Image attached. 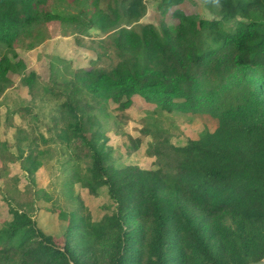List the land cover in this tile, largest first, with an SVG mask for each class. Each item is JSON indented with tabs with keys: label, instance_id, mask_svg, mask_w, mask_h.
I'll use <instances>...</instances> for the list:
<instances>
[{
	"label": "trees",
	"instance_id": "obj_1",
	"mask_svg": "<svg viewBox=\"0 0 264 264\" xmlns=\"http://www.w3.org/2000/svg\"><path fill=\"white\" fill-rule=\"evenodd\" d=\"M145 1L116 0L110 14L88 23V29L106 32L107 22L114 30L98 46L103 54L98 53L97 63L106 57L108 64L90 66L43 93L57 101L50 132L61 145L79 146L75 158L86 164L82 172H73L72 182L93 196L105 187L115 204L114 224L107 216L71 221L61 249L27 210L5 197L11 219L0 226V264H251L264 259V0H207L215 16L211 20L176 9L175 26L144 24L130 35L117 29L139 22ZM184 1L158 0L157 10L165 16ZM54 20L64 19L50 12L48 0H0V83L17 74L35 95L39 76L25 74L16 45L29 50L31 27ZM70 21L81 24L78 18ZM231 22L235 27L226 28ZM210 77L238 81L214 98L206 89ZM135 96L156 110L138 137H127V154L146 140V155L153 157L159 145L164 159L153 163L157 170L114 167L112 149L99 132L97 113L103 105L114 101L124 111ZM174 113L208 114L217 127L176 145L160 119ZM21 134L17 128L15 140L29 147L25 156L0 140V178L10 164L19 163L32 182L40 167L37 140H53L38 134L29 141ZM75 233L80 249L72 245Z\"/></svg>",
	"mask_w": 264,
	"mask_h": 264
},
{
	"label": "rangeland",
	"instance_id": "obj_2",
	"mask_svg": "<svg viewBox=\"0 0 264 264\" xmlns=\"http://www.w3.org/2000/svg\"><path fill=\"white\" fill-rule=\"evenodd\" d=\"M116 0H48V9L64 20L51 21L31 27L30 49L25 50L23 45H16L19 59L26 65L25 74L35 72L39 76L35 87V95L30 96L28 89L21 85V76L9 74L0 83V140L7 141L12 146L11 151L19 157L28 154L27 142L15 140L16 129L23 130L19 137H28L29 141L38 139V134L53 142L43 144L37 140L41 150L39 169L34 174V181H29L27 175L20 168L19 163L10 164L8 172L0 178V226L2 222L9 221L8 205L5 197L13 198L19 203L17 209L22 207L35 222L36 227L45 235L52 237L54 243L63 248L65 235L71 221L78 222L80 218L95 222L103 216L110 218L113 223L115 204L109 199L107 189L101 187L98 194L93 196L80 186L72 182L73 172H82L86 164L76 160L78 147L71 144L66 147L58 143L53 135L52 118L57 101L45 95L47 86L56 88L57 83L76 79L79 72L90 66L109 63L106 57L97 63L100 49V40L106 38L114 30L109 31V24L105 22L103 28H87L88 23L100 19L103 12L111 13L109 9ZM146 14L138 22L127 26L123 24L117 29L127 34L138 33L142 25L152 24L160 29V24L175 26L176 19L172 13L179 9L186 15L197 16L198 19H214L213 7L207 0H186L181 5L172 8L169 13L162 16L157 10L158 0H146ZM79 19L81 24H72L70 19ZM235 22L226 25L233 29ZM116 29V30H117ZM1 59V58H0ZM218 81V82H217ZM213 77L209 78L206 89L217 97L225 86L236 83L234 78L220 82ZM221 83V84H219ZM104 110L97 113L100 123L99 132L106 138V146L110 147L112 164L116 168L134 165L141 169L157 170L154 162H162L163 155L160 146L153 147L154 156L146 155L147 141L144 140L135 153L129 156L128 136L135 139L142 124L149 121L155 106L146 103L140 97H133L128 109L118 110L114 101L103 105ZM25 109H28L26 111ZM14 112H18L14 114ZM151 113V114H150ZM165 129L169 130V140L176 145L182 144L186 139L196 140L205 130L213 132L217 127L215 118L208 114L197 115L174 113L160 118ZM66 121L63 119V123ZM159 171V170H158ZM160 172V171H159ZM161 173V172H160ZM162 174V173H161ZM13 205H17L13 203ZM75 233L72 245L78 249L82 242ZM85 244V243H83Z\"/></svg>",
	"mask_w": 264,
	"mask_h": 264
},
{
	"label": "water",
	"instance_id": "obj_3",
	"mask_svg": "<svg viewBox=\"0 0 264 264\" xmlns=\"http://www.w3.org/2000/svg\"><path fill=\"white\" fill-rule=\"evenodd\" d=\"M251 264H264V259L263 260H260L258 262L251 263Z\"/></svg>",
	"mask_w": 264,
	"mask_h": 264
}]
</instances>
